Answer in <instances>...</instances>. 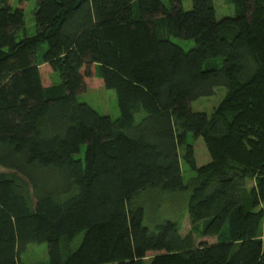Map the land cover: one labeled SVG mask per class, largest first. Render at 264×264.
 Segmentation results:
<instances>
[{
  "label": "trees",
  "instance_id": "trees-1",
  "mask_svg": "<svg viewBox=\"0 0 264 264\" xmlns=\"http://www.w3.org/2000/svg\"><path fill=\"white\" fill-rule=\"evenodd\" d=\"M184 1L36 0L29 34L0 0V264H33L25 252L45 242L43 264H264V0H225L221 19L215 0ZM93 76L118 117L78 100ZM218 86L210 115L192 110ZM177 192L188 233L146 224L151 200Z\"/></svg>",
  "mask_w": 264,
  "mask_h": 264
},
{
  "label": "rangeland",
  "instance_id": "rangeland-1",
  "mask_svg": "<svg viewBox=\"0 0 264 264\" xmlns=\"http://www.w3.org/2000/svg\"><path fill=\"white\" fill-rule=\"evenodd\" d=\"M164 3L170 7L169 0H163ZM11 5L16 7H21L25 12L26 30L29 34L36 33L35 15L34 9L36 7V0H10ZM192 6L190 0L184 1V7L189 9ZM216 13L218 19L224 16L234 14V6L232 4L226 3L225 0H215ZM24 36V32L18 34V39ZM172 40L182 46L186 51L190 50L194 45L195 41L192 39H181L179 37L172 36ZM47 48V43L42 42L39 47V54L43 53ZM223 63V58L219 57L216 59L208 60L205 63V67H220ZM45 68V69H44ZM44 78L50 83L59 82V74L48 67H44ZM226 86H218L215 93L211 96H202L197 100L191 102V108L193 111L206 112L209 115L213 112L214 108L222 101L226 94ZM78 100L81 102H87L93 108H95L101 114L111 115L112 117H118L120 115V108L117 98V93L114 89L106 88L103 80L93 76L87 78L86 89L78 94ZM191 142H195L196 158L199 165L207 163L210 161V154L202 137L195 139L194 135L190 134L189 137ZM85 146L81 148V154L84 155ZM185 180H188L194 172H192L186 164H183ZM189 192H177L171 195L172 197L162 196L151 200V206L158 209L154 212L155 218L152 219V210L148 206L146 211L145 223L153 226L151 223H157V221H163L166 219L180 220L183 225L182 233L186 234L190 230L189 215L187 210ZM158 201V202H157ZM156 219V220H155ZM264 236V226L263 235ZM199 241H204L208 243H213L216 241L214 237H203L198 239ZM153 253H150L151 256ZM25 261L33 264H43L49 259L48 246L47 243L41 244H31L29 245L27 251L24 254Z\"/></svg>",
  "mask_w": 264,
  "mask_h": 264
}]
</instances>
